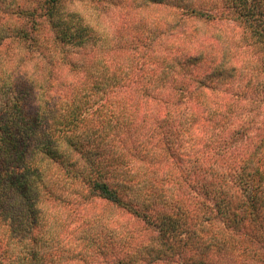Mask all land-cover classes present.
Listing matches in <instances>:
<instances>
[{"label": "trees", "instance_id": "obj_1", "mask_svg": "<svg viewBox=\"0 0 264 264\" xmlns=\"http://www.w3.org/2000/svg\"><path fill=\"white\" fill-rule=\"evenodd\" d=\"M96 199L110 264H264V0H0V264Z\"/></svg>", "mask_w": 264, "mask_h": 264}, {"label": "rangeland", "instance_id": "obj_2", "mask_svg": "<svg viewBox=\"0 0 264 264\" xmlns=\"http://www.w3.org/2000/svg\"><path fill=\"white\" fill-rule=\"evenodd\" d=\"M116 5V7H108L105 11L110 19H117L125 12L122 10V4ZM143 15L149 16L148 21L157 17L154 10H145ZM114 149L109 148L110 158L114 156ZM116 155L117 152L115 157ZM165 188L170 192L172 189L178 190L174 180L169 181ZM55 214L61 243L57 256L69 259L60 261V258H55V264H110V261L115 258L113 255L117 249L122 250L121 248L127 243L126 240L130 239L127 232L130 229L132 231L145 229V225L142 226L135 217L97 199L85 208L71 204L60 208V211ZM49 254H53V251L46 252L45 258L51 260Z\"/></svg>", "mask_w": 264, "mask_h": 264}]
</instances>
